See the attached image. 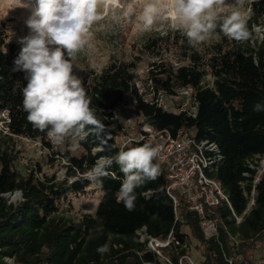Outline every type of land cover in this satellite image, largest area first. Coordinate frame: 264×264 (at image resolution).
I'll return each mask as SVG.
<instances>
[{"label": "trees", "instance_id": "trees-1", "mask_svg": "<svg viewBox=\"0 0 264 264\" xmlns=\"http://www.w3.org/2000/svg\"><path fill=\"white\" fill-rule=\"evenodd\" d=\"M256 27H264V0L251 4V35L246 41H235L217 29V41L206 49L190 45L180 32L144 42L141 53L154 59L150 78L170 95L193 88L196 117L165 112L143 100L134 84L141 57L113 61L100 74L86 79L83 85L90 106L106 125L107 135L102 140L89 135L79 141L83 154L75 156L70 151H54L46 132L35 129L26 119L22 89L28 81L25 72L14 70L20 49L8 42L0 22V116L5 115L7 130L0 138V264H168L140 241L137 232L143 228L159 240L173 232L191 248L195 241V247L203 251L199 264H229L227 259L237 253L235 237L241 240L239 252L245 257L256 249L264 233V172L255 183L256 168L260 167L257 157H264V111L253 110L256 103L264 104V40L255 39ZM165 47L177 48L179 67L162 55ZM208 76L212 81H207ZM132 93L137 99L135 109L145 124L174 135L191 127L197 138L218 144L224 158L213 176L223 184L232 206L206 207V218L216 221L218 236L207 238L201 216L185 205H181L180 220H176L173 200L166 192L167 171L158 159L154 163L159 164L160 174L135 190V209L128 211L117 201L124 175L114 160L121 151L118 143L122 134L111 117L130 101ZM13 137L40 141L55 156L62 153L68 163L66 179L59 181L56 174H46L41 165L26 174L19 172L18 159L9 144ZM143 144L132 143L123 150ZM102 146L111 149L95 152ZM101 159L112 160L109 175L99 182L86 179L84 175ZM92 185L102 193L96 214H86L78 221L65 216L62 206L68 196ZM17 192L22 194L20 202L5 198ZM252 192L255 204L237 224L233 212L237 216L246 212ZM105 244L109 251L98 253L97 248ZM162 252L177 262L186 250L172 245Z\"/></svg>", "mask_w": 264, "mask_h": 264}, {"label": "clouds", "instance_id": "clouds-1", "mask_svg": "<svg viewBox=\"0 0 264 264\" xmlns=\"http://www.w3.org/2000/svg\"><path fill=\"white\" fill-rule=\"evenodd\" d=\"M119 0H18L16 7L31 10L26 21L30 34L21 39L22 48L14 61L15 69L26 73L27 85L22 89L23 108L28 122L46 132L53 145H61L66 138L78 142L89 135L103 139L106 125L97 117L87 96L82 79L73 69L77 54L88 43L90 30L101 20V5H117ZM244 0H143L137 16L136 28L151 31L165 13L174 25L184 31L190 45L197 46L213 38L217 29L224 36L242 42L249 39V10ZM254 111H264V104L256 103ZM158 146L145 143L126 151H119L114 162L124 179L117 192V201L128 211L135 209V190L160 174ZM107 164L96 165L88 178L100 181L108 176ZM108 245L97 248L104 254Z\"/></svg>", "mask_w": 264, "mask_h": 264}, {"label": "rangeland", "instance_id": "rangeland-1", "mask_svg": "<svg viewBox=\"0 0 264 264\" xmlns=\"http://www.w3.org/2000/svg\"><path fill=\"white\" fill-rule=\"evenodd\" d=\"M257 0H244L243 8L249 10L251 17V4ZM27 2V0H25ZM18 0H0V22L8 35V42L16 44L21 50V39L30 34L26 21L31 15V10L25 7H16ZM143 0H119L117 5H101L98 9L101 20L93 25L90 30L88 43L82 51L77 54L74 61V73L84 82L94 74H100L113 61H131L137 56L142 58L138 68L134 71V80L145 81L149 76L150 63L154 59L143 55L141 49L144 42L150 37L157 36H174L176 32L184 35L183 29L175 24L168 13L159 19L151 31H139L136 28L137 16L142 9ZM229 5L234 4V0H228ZM248 18V19H249ZM255 39L264 40V27L254 29ZM218 37L214 35L208 41L197 45L200 49H206L211 43L217 41ZM162 55L170 59L171 62L180 64L179 51L177 48L170 47L162 51ZM207 81H212L211 76ZM118 114L122 116L121 109H117ZM116 125H114L115 127ZM5 115L0 116V138L6 136ZM123 136H120L119 145L122 146ZM12 150L17 157V170L23 174L37 169L41 165L44 172L48 175L56 174L59 181L67 177V160L62 158V153L70 151L75 156H81L83 150L78 142L73 141L70 137L66 138L61 145H55L54 151H61L60 155H53V152L45 149L43 144L37 140H31L24 137H13L9 141ZM110 146H102L95 150H110ZM54 162H50V160ZM107 159H101L97 165L107 164ZM259 169L264 172V157L257 159ZM88 174V173H87ZM84 177L90 181L88 175ZM261 174L258 175L260 178ZM70 182L74 181L70 178ZM12 203H18L22 200L21 194H8L5 196ZM102 198V193L95 185L78 194H71L63 204L65 216L75 221L80 220L86 214H96L97 207ZM240 244L236 249V254L232 257L234 264H264V233L262 240L256 242V249L248 252L245 257L239 252ZM191 252L199 264L202 256V248H196V242H192ZM195 247V248H194Z\"/></svg>", "mask_w": 264, "mask_h": 264}, {"label": "built area", "instance_id": "built-area-1", "mask_svg": "<svg viewBox=\"0 0 264 264\" xmlns=\"http://www.w3.org/2000/svg\"><path fill=\"white\" fill-rule=\"evenodd\" d=\"M175 67H179V64L175 63ZM134 84L137 93L145 102L154 104L165 112L185 113L188 116L196 117L198 105L195 98L196 92L193 88H184L176 95H170L159 89L150 76L145 81L134 80ZM136 103V94L132 93L130 101L120 107L122 116L116 110L111 117L113 126H120L123 136L121 151L132 143L142 142L158 146L160 152L157 159L167 171L166 192L173 200L176 220H180L179 209L181 205H185L189 210L201 216L207 238L218 236V225L216 221L206 218V207L226 205L232 209L223 184L213 176L224 158L218 144L208 139L197 138L191 127H183L175 135L168 130H157L145 124L144 117L135 109ZM260 158L262 157H257V159ZM251 167L255 169L253 165ZM256 169L258 175L263 173L259 168ZM258 175L255 183L259 180ZM254 204V192H252L246 212L242 216H237L233 212L237 224H241L244 215ZM137 234L140 236V241L145 243L149 250L168 264H198L191 255V246L178 240L173 232L165 240L149 236L145 228L139 230ZM234 242L238 249L241 240L235 237ZM172 245L186 250V253L181 255L177 262L164 256L162 252L163 248ZM227 262L234 264L233 259H227Z\"/></svg>", "mask_w": 264, "mask_h": 264}, {"label": "water", "instance_id": "water-1", "mask_svg": "<svg viewBox=\"0 0 264 264\" xmlns=\"http://www.w3.org/2000/svg\"><path fill=\"white\" fill-rule=\"evenodd\" d=\"M17 194H21V192H17ZM22 195V194H21Z\"/></svg>", "mask_w": 264, "mask_h": 264}]
</instances>
